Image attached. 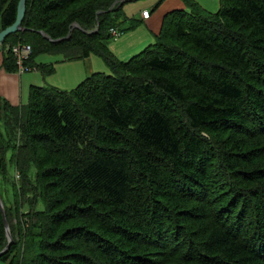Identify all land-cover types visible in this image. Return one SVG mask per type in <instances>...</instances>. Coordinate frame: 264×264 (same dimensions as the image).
Masks as SVG:
<instances>
[{
    "label": "trees",
    "instance_id": "trees-1",
    "mask_svg": "<svg viewBox=\"0 0 264 264\" xmlns=\"http://www.w3.org/2000/svg\"><path fill=\"white\" fill-rule=\"evenodd\" d=\"M18 1L0 0V31ZM127 1L26 0L0 43L7 72L21 44L42 73L41 54L109 69L19 106L0 96V261L264 264V0H182L121 61L107 44Z\"/></svg>",
    "mask_w": 264,
    "mask_h": 264
},
{
    "label": "crops",
    "instance_id": "crops-1",
    "mask_svg": "<svg viewBox=\"0 0 264 264\" xmlns=\"http://www.w3.org/2000/svg\"><path fill=\"white\" fill-rule=\"evenodd\" d=\"M168 1L169 0L165 2ZM174 5L177 6L172 8V10H177L178 8L183 7L182 3L178 4L175 1H170L169 6ZM140 9L144 10L147 9V7L139 8L136 14L140 21H143L150 26V30L152 31L155 40V36L160 31L162 20L160 19V16L156 17V15L155 18H152L150 11L148 18L144 19L141 16L142 10ZM172 10L170 9V11ZM170 11L168 10V12ZM99 60L101 59H98L95 55H90L84 59L67 61L57 55L41 54L35 58V63L46 65L51 64L54 68L52 72L42 73L40 69H35L28 72L17 73L7 72L0 68V96L11 105L19 106L27 103L29 90L33 86L42 87L49 85L62 90L71 89L92 73L106 71L105 63H101Z\"/></svg>",
    "mask_w": 264,
    "mask_h": 264
},
{
    "label": "rangeland",
    "instance_id": "rangeland-1",
    "mask_svg": "<svg viewBox=\"0 0 264 264\" xmlns=\"http://www.w3.org/2000/svg\"><path fill=\"white\" fill-rule=\"evenodd\" d=\"M121 1V0H120ZM159 0H130L123 4L121 15L123 19L124 17L126 21L120 24V29L123 31L119 37L116 39L111 38L107 44L109 51L121 61H127L133 55L138 54L144 48H146L149 44L154 42L153 33L150 30V26H148L145 22L140 21L136 12L141 7H147V10L151 12L152 18L159 17L162 20L163 15L172 10L177 5L169 6L170 1H175L176 3H182V8L178 9H186L182 0H163L159 3V5L154 8L156 3ZM201 8L208 13H215L219 8V0H194ZM143 9V8H142ZM140 9V10H142ZM134 14V15H133ZM138 20L140 22H133L132 20ZM129 20V21H128ZM133 27L131 30H127V28ZM98 57V56H96ZM98 59H101L98 57ZM103 63V60H99ZM106 65V64H104ZM106 68V69H105ZM104 72H109L107 66H105ZM0 264H8L7 262L0 261Z\"/></svg>",
    "mask_w": 264,
    "mask_h": 264
},
{
    "label": "water",
    "instance_id": "water-1",
    "mask_svg": "<svg viewBox=\"0 0 264 264\" xmlns=\"http://www.w3.org/2000/svg\"><path fill=\"white\" fill-rule=\"evenodd\" d=\"M25 2H26V0H19L18 1L16 19L13 22V24H11L10 26H8L5 29H3L2 31H0V43L8 35L23 30V27L21 26V22H22V20L24 18V14H25V4H26ZM43 36L48 38L45 34H43ZM0 211L2 213V217H3V220H4V226H5L6 237H7V244L0 251V256H1L2 254H4L9 249V246H10V244L12 242V237H11V234H10V231H9L8 223H7L6 218H5V211H4V207H3L1 199H0Z\"/></svg>",
    "mask_w": 264,
    "mask_h": 264
},
{
    "label": "built area",
    "instance_id": "built-area-1",
    "mask_svg": "<svg viewBox=\"0 0 264 264\" xmlns=\"http://www.w3.org/2000/svg\"><path fill=\"white\" fill-rule=\"evenodd\" d=\"M141 16L144 19L148 18L149 10L147 9L142 10ZM110 33L114 39H116L120 35V32L114 28L110 29ZM12 52L14 57L16 58L17 73H23V72L35 70V67L32 66L30 67L24 64V60H26L31 53V48L28 44L15 45L12 47Z\"/></svg>",
    "mask_w": 264,
    "mask_h": 264
}]
</instances>
